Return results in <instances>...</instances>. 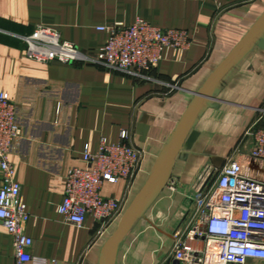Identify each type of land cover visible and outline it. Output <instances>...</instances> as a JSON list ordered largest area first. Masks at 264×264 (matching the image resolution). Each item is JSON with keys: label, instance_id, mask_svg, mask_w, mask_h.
I'll return each mask as SVG.
<instances>
[{"label": "crops", "instance_id": "1", "mask_svg": "<svg viewBox=\"0 0 264 264\" xmlns=\"http://www.w3.org/2000/svg\"><path fill=\"white\" fill-rule=\"evenodd\" d=\"M137 18L185 30L189 48L168 51L137 79L99 64L37 63L26 54L23 37L37 25L93 53L107 38L99 27ZM263 21L264 0H220L219 6L211 0H0V90L14 103L21 129L9 159L29 212V264H105V248L110 264H175L174 233L185 238L198 217L194 186L201 176L204 186L211 184L238 157L264 179V163L245 160L248 129L264 127L263 29L214 80L168 170L109 243L173 150L195 93ZM123 130L141 163L134 178L101 187L104 197L121 201L119 213L108 222L91 215L81 226L65 222L56 207L66 172L83 166V152H95L102 137L117 142ZM14 263L11 237L0 222V264Z\"/></svg>", "mask_w": 264, "mask_h": 264}, {"label": "built area", "instance_id": "2", "mask_svg": "<svg viewBox=\"0 0 264 264\" xmlns=\"http://www.w3.org/2000/svg\"><path fill=\"white\" fill-rule=\"evenodd\" d=\"M211 1L220 5V0ZM98 29L105 31L107 38L90 53L62 39L57 29L37 25L23 37L26 54L37 63L99 64L137 79L147 77L168 51L180 53L191 44L185 30L162 28L142 18L130 25L115 23ZM20 135L15 105L0 90V222L11 237L14 264H29L31 241L25 233L29 212L9 159L10 144ZM247 135L250 148L245 160L264 163V127L250 128ZM128 138L125 130L117 142L109 143L102 137L95 152H83V166L66 172L63 199L56 207L65 222L81 226L86 215L100 222L117 216L121 201L104 197L101 187L135 177L141 153L128 144ZM244 162L238 157L229 159L207 186L203 176L198 179L194 189L200 211L185 238L180 231L174 233L175 264H264V179L251 175L252 167ZM170 185L176 187L177 183L172 179ZM186 239L201 244L191 246Z\"/></svg>", "mask_w": 264, "mask_h": 264}, {"label": "water", "instance_id": "3", "mask_svg": "<svg viewBox=\"0 0 264 264\" xmlns=\"http://www.w3.org/2000/svg\"><path fill=\"white\" fill-rule=\"evenodd\" d=\"M264 29V21L258 25L239 45L228 55V57L215 69V71L212 73V75L209 77L208 81L204 85V87L195 93L196 100L193 103V106L191 108V111L187 117V120L183 126V129L175 143V146L173 150L171 151L170 155L167 157V159L164 161V163L161 165L160 169L156 173V175L153 177V179L150 181V183L147 185V187L144 189V191L140 194V196L132 203L128 211L125 213L122 222L120 223L118 230L113 235L109 243L114 240L126 227L128 222L130 221L135 209L143 202V200L146 198V196L149 194V192L152 190V188L156 185V183L163 177L165 172L168 170L169 166L171 165L173 159L175 158L178 150L180 149L184 138L188 132V129L190 128V125L192 124V121L197 113V110L200 106V103L203 99L209 96L208 90L214 80L218 77V75L231 63V61L234 59V57L248 44L252 41V39L262 30ZM104 261L105 264H110L107 256H106V248L103 251Z\"/></svg>", "mask_w": 264, "mask_h": 264}, {"label": "rangeland", "instance_id": "4", "mask_svg": "<svg viewBox=\"0 0 264 264\" xmlns=\"http://www.w3.org/2000/svg\"><path fill=\"white\" fill-rule=\"evenodd\" d=\"M250 264H254V263H250Z\"/></svg>", "mask_w": 264, "mask_h": 264}]
</instances>
